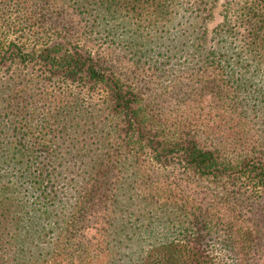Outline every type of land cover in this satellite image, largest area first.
<instances>
[{"label":"trees","instance_id":"16d2710c","mask_svg":"<svg viewBox=\"0 0 264 264\" xmlns=\"http://www.w3.org/2000/svg\"><path fill=\"white\" fill-rule=\"evenodd\" d=\"M218 1L0 0V264H264V0Z\"/></svg>","mask_w":264,"mask_h":264},{"label":"rangeland","instance_id":"374dc122","mask_svg":"<svg viewBox=\"0 0 264 264\" xmlns=\"http://www.w3.org/2000/svg\"><path fill=\"white\" fill-rule=\"evenodd\" d=\"M226 2H232V0H219L216 10H215V21L220 20V11L223 8V5ZM159 61H163L162 64L157 65V68H151L148 70L147 67L141 72V78L138 80V90L143 94L145 100H150L152 105L154 104L155 111L165 113L166 108L169 106L168 97L169 93L166 96L163 94H158V91L164 90L163 86L165 83L169 82V62H166L165 58L159 57ZM191 98V97H190ZM167 105V106H165ZM165 174V175H164ZM162 177L169 181V167L161 173ZM264 204V202H262Z\"/></svg>","mask_w":264,"mask_h":264}]
</instances>
